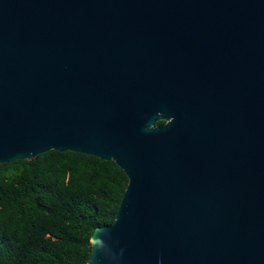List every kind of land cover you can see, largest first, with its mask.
Returning <instances> with one entry per match:
<instances>
[{
    "label": "water",
    "instance_id": "water-1",
    "mask_svg": "<svg viewBox=\"0 0 264 264\" xmlns=\"http://www.w3.org/2000/svg\"><path fill=\"white\" fill-rule=\"evenodd\" d=\"M48 151L127 177L87 264H264V0H0V165Z\"/></svg>",
    "mask_w": 264,
    "mask_h": 264
},
{
    "label": "trees",
    "instance_id": "trees-1",
    "mask_svg": "<svg viewBox=\"0 0 264 264\" xmlns=\"http://www.w3.org/2000/svg\"><path fill=\"white\" fill-rule=\"evenodd\" d=\"M127 181L113 161L72 152L0 165V264H87Z\"/></svg>",
    "mask_w": 264,
    "mask_h": 264
}]
</instances>
